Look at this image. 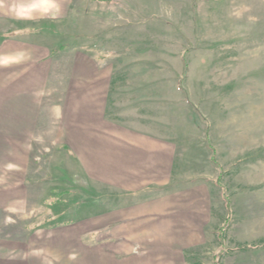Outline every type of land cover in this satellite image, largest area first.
I'll return each mask as SVG.
<instances>
[{"label":"rangeland","instance_id":"1","mask_svg":"<svg viewBox=\"0 0 264 264\" xmlns=\"http://www.w3.org/2000/svg\"><path fill=\"white\" fill-rule=\"evenodd\" d=\"M16 2L0 6V32H20L0 45V68L25 92L33 90L41 64L49 76L48 146L34 141L31 149L36 176L47 173L49 188L72 186L70 179H53L70 167L64 148L52 143L54 129L70 123L63 103L78 56L103 57L97 65L113 77L112 117L116 112L121 121L152 125L176 144V185L191 188L185 201L200 224L199 241L178 249L181 264H214V254L220 264H264V0H19L27 9L23 18L10 11ZM21 37L38 39L41 48ZM221 171L233 211L224 247L217 231L227 211L214 181ZM54 196L45 221L55 208L74 203L63 216L71 219L102 198L68 194L52 208ZM44 197L32 195L31 211L22 217L26 203L17 196V225L40 212ZM18 235L24 239L27 232L20 228Z\"/></svg>","mask_w":264,"mask_h":264},{"label":"crops","instance_id":"2","mask_svg":"<svg viewBox=\"0 0 264 264\" xmlns=\"http://www.w3.org/2000/svg\"><path fill=\"white\" fill-rule=\"evenodd\" d=\"M16 35L20 32H0V45ZM20 39L41 48L38 39ZM100 58L90 53L78 56L63 103L70 123L54 129L52 143L64 148L70 167L60 168L61 174L53 179H70V188H49L47 173L37 177L32 171L34 141L48 146L47 67L40 65L30 92L0 68V264H181L178 249L199 241L200 224L192 221L185 201L191 188L176 185L175 142L152 125L121 121L116 112L112 117L113 77L101 71ZM113 104L119 107L115 100ZM85 191L102 195L101 204L87 202L80 213L65 220L75 204L61 211L55 207L66 202L65 195ZM37 193L45 196L43 208L17 225V196L26 203L20 209L23 217ZM53 196L60 202L51 204L55 210L45 221ZM37 220L42 221L35 225ZM20 228L27 232L24 239L17 236ZM33 241L38 244L35 249Z\"/></svg>","mask_w":264,"mask_h":264},{"label":"trees","instance_id":"3","mask_svg":"<svg viewBox=\"0 0 264 264\" xmlns=\"http://www.w3.org/2000/svg\"><path fill=\"white\" fill-rule=\"evenodd\" d=\"M98 1H109V0H98ZM64 47H65V45L61 46L60 49H63ZM53 52H56V50H53ZM214 154H215V150H213L212 159H213V161L215 163H217L218 167L221 168V165L217 162ZM221 180H222V171L217 176V178L214 179V181H215V183L218 186H220L222 188V198H223V200L225 202V208H226V211H227V214L224 217V219H223V221H222V223L219 226L218 231H217V233H218V240L220 241L222 247H224L225 246V243H226V240H225V232L228 229V227L230 225V222L232 220V213H233V211H232V201H231L230 196H229V194H228V192L226 190V187L222 184ZM57 200H59V198ZM57 200L55 202H57ZM213 260H214V264H220L218 262V255L217 254H214L213 255Z\"/></svg>","mask_w":264,"mask_h":264},{"label":"clouds","instance_id":"4","mask_svg":"<svg viewBox=\"0 0 264 264\" xmlns=\"http://www.w3.org/2000/svg\"><path fill=\"white\" fill-rule=\"evenodd\" d=\"M4 2L5 0H0V6H2ZM53 6L57 5L54 4ZM10 11L14 12L18 18L25 17L27 13L26 7L23 4H20L19 0L11 6Z\"/></svg>","mask_w":264,"mask_h":264}]
</instances>
